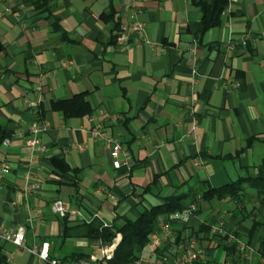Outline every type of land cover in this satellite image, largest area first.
<instances>
[{"label": "crops", "instance_id": "1", "mask_svg": "<svg viewBox=\"0 0 264 264\" xmlns=\"http://www.w3.org/2000/svg\"><path fill=\"white\" fill-rule=\"evenodd\" d=\"M26 1L0 0V171L10 169L0 179V232L26 229L24 247L2 242L8 264H41L46 242L51 258L66 264L100 256L101 243L80 236L83 221L65 223L52 213L56 200L112 225L172 196L188 195L189 204L210 188L256 178L264 164V0H234L221 25L203 34L202 15L189 0H118L120 26H145V41L133 36L124 51L113 42L121 27L101 19L109 0H55L51 18ZM54 18L68 42L53 31ZM231 41L246 44L226 58ZM80 94L92 115L67 119L52 110L53 101ZM35 121L45 128L47 153L29 166ZM96 129L122 144L128 167H113L105 143L92 136ZM54 158L80 172L78 193L70 176L56 172ZM33 182L40 189L29 195ZM242 199L201 201L185 236L179 240L176 231L167 247L149 246L139 264H168L164 257L191 235L206 251L202 264H264V197L247 185ZM204 224L222 226L224 234L199 233ZM228 234L253 252L244 257Z\"/></svg>", "mask_w": 264, "mask_h": 264}, {"label": "trees", "instance_id": "2", "mask_svg": "<svg viewBox=\"0 0 264 264\" xmlns=\"http://www.w3.org/2000/svg\"><path fill=\"white\" fill-rule=\"evenodd\" d=\"M117 1L118 0H109L108 8L101 16V19L105 22L116 21V28L119 30L121 26L117 22ZM189 1L202 15L201 34L220 26L223 13L229 6V0ZM26 4L31 6L37 14L47 15V17L49 16V18H51L52 10L55 7V0H27ZM53 31L60 33L63 39L68 42V36L60 26V21L57 18H54ZM116 40L117 38H114L113 42H116ZM86 97L87 94H80L69 100L53 101L51 103V108L55 112L63 113L67 119L90 116L93 114V109ZM251 144L252 140H249L247 148L250 147ZM51 163L61 177L67 178L70 176L73 179L72 186L78 193L81 183L80 172L72 169L63 159L54 158L51 160ZM247 185L257 192L258 197H264V164L258 169L256 178L240 179L220 188H210L203 194L201 199H198L196 195L193 197L191 196L192 200L189 204H197L199 211L201 201L210 202L214 199L220 201L231 199L237 203H243L242 197L245 194V186ZM152 188V186L147 187L142 193L143 197L148 194ZM187 198L190 197L188 195H179L166 198L160 205L144 208L139 212L140 214L137 219L132 220L123 217L114 221L111 227L107 228L103 227V222L99 219H94L90 224L84 222L80 226V229L83 231V234L80 236L96 240L105 246L110 245L118 235H121L122 240L115 251L114 257L111 260H103L100 264H139L141 255L145 251L151 235L160 231L162 225L171 215L183 211L189 205L185 203V199ZM140 204H142V202H140ZM63 220L65 223H69L70 218H64ZM259 225L264 228V222ZM176 231L178 232V238L180 240L181 236H185L187 227H179ZM199 233H203L207 237H210L212 225H202ZM69 235L70 234H68V236ZM216 237H218V235L214 234L213 238ZM227 250L228 253L236 251L234 247H230ZM259 253L264 259V233L262 235ZM89 260V258L81 255L73 260L71 264L88 262ZM0 264H8V259L5 255V247L1 241ZM62 264L66 263L62 262Z\"/></svg>", "mask_w": 264, "mask_h": 264}, {"label": "built area", "instance_id": "3", "mask_svg": "<svg viewBox=\"0 0 264 264\" xmlns=\"http://www.w3.org/2000/svg\"><path fill=\"white\" fill-rule=\"evenodd\" d=\"M234 0H229V5L233 3ZM229 7V6H228ZM225 12L223 13V15ZM135 36L137 41H145V26L137 21L131 23H125L121 26V32L117 38V43L121 51L126 50L129 45L131 38ZM246 44L245 41L241 43L231 41L226 46V58L232 55L239 47V45ZM40 89V88H38ZM39 99L36 103H32L31 107L35 110L38 109L40 103ZM119 117H114V120H118ZM45 131V128L40 125L38 121L31 124L29 128V133L31 138L27 141V147L29 150V166L34 162L41 159L47 153V147L42 143L40 135ZM92 136L96 140H102L107 149L109 150L110 157L112 160L113 167L116 170H120L123 167H128L129 165V155L125 151L124 147L119 141L109 137L102 129H96L92 132ZM201 164V163H199ZM10 173V169L5 166L0 171V179L4 178L5 175ZM40 189V184L33 182L29 184L25 191L27 194H32ZM51 211L54 215L64 219V218H77L80 221L90 223L94 219L101 220L99 215L93 216L90 220L87 219L83 212L77 208H70L66 203L61 200H56L51 205ZM198 211L197 204H189L183 211L171 215L168 220L162 225V228L157 233H154L150 237V241L146 248L149 246L155 249H163L174 243L176 237L177 227H187L191 220L196 216ZM103 227H111V224L104 223ZM212 233L215 235H223L224 230L222 226H212ZM121 235H118L110 245L102 246L100 256H92L88 262H80L75 264H100L103 260H111L114 257L115 251L121 242ZM228 242H235L239 245L241 254L244 257H248L253 250L242 243L235 235L228 234ZM0 241L12 243L17 247H24L26 242V229L24 227L18 228L15 232H8L2 230L0 232ZM50 243H43L40 247L38 253V259L41 264H62L61 261L52 259L50 256ZM207 260V254L205 249L200 244L198 238L194 235L186 238V241L179 245L178 252L172 256H165L164 261L168 264H201Z\"/></svg>", "mask_w": 264, "mask_h": 264}]
</instances>
